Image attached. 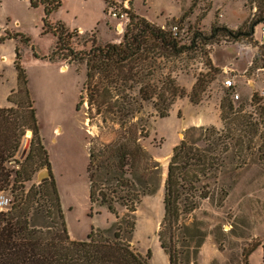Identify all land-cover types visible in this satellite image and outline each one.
<instances>
[{
  "label": "rangeland",
  "instance_id": "obj_1",
  "mask_svg": "<svg viewBox=\"0 0 264 264\" xmlns=\"http://www.w3.org/2000/svg\"><path fill=\"white\" fill-rule=\"evenodd\" d=\"M59 1L61 5L50 15L49 23L60 22L69 30L70 45L75 51L87 52L92 39L100 44L121 41L125 30L118 35L116 22L109 27L105 25L109 18L104 0ZM125 2L129 13L152 20L149 22L165 30L176 27L181 44L187 47L195 32L209 36L211 26H224L232 32L246 31L249 25L264 17V0ZM43 17L41 6L31 8L25 0H0V30L5 31L0 33L2 38L10 37L0 43V105L5 103V94L16 89L14 61L18 54L69 236L82 241L92 229L108 231L116 221L107 207L94 206L91 209L86 170L89 143L108 144L116 138L119 128L108 126L105 129L99 119L89 125L85 105L77 110L86 78L85 64L48 58L54 48L55 37L50 32H43ZM128 23L129 17L126 26ZM78 29L82 32L79 33ZM259 29L260 26L255 32L257 39ZM24 38L29 40L28 44ZM255 55L254 44H248L244 39L218 38L207 45L198 40L195 48L166 65V71L172 72L176 83L185 91V95L174 102L169 116L159 118L151 102L143 103L134 122L145 130L147 137L141 138L140 143L159 163L160 171L155 192L143 197L136 210L130 243L133 250L142 255L150 251V264H164L158 232L163 218L167 165L172 149L192 127H214L218 131V135L212 137L215 145L211 141L205 143L199 132L191 136L197 147L213 154L217 169L197 185V195L208 192V198L199 200L194 211L181 215L177 245L189 250L191 264L194 250L196 264H249V252L263 241L264 150L259 147L264 143V125L258 126L255 135L249 134L245 126L246 120L252 124L254 121L264 123V116L262 119L259 117L258 107L264 106L259 95L264 90V70L261 69L264 58L258 60V69L251 70ZM209 63L219 73L210 71ZM223 67L232 68L235 73H225ZM227 78L235 84L232 91L223 85ZM197 79L201 84L196 91L200 101L193 104L190 97ZM233 93L238 94L237 100L233 99ZM254 93L259 100L251 103ZM228 102L237 111L242 107V112L235 116L225 110L226 119L222 122L221 106ZM27 132L15 156L17 162H21L28 153L32 134ZM43 171L47 169L36 173L32 183L41 182L37 175ZM203 186L207 189H202ZM1 194L12 201L9 192ZM117 213L121 218L126 211L117 206ZM259 262L258 256L251 260V264Z\"/></svg>",
  "mask_w": 264,
  "mask_h": 264
},
{
  "label": "trees",
  "instance_id": "obj_2",
  "mask_svg": "<svg viewBox=\"0 0 264 264\" xmlns=\"http://www.w3.org/2000/svg\"><path fill=\"white\" fill-rule=\"evenodd\" d=\"M25 1L31 8H43V32H50L55 37L48 58L85 64L86 78L77 110L85 105L89 125L99 119L105 129L108 126L119 128L116 138L108 144L89 143L86 170L91 209L94 206L107 207L116 221L108 231L92 229L85 240L70 238L48 154L39 136L27 78L16 54V89L6 99L8 107L0 108V193L9 192L12 197L10 208L0 212V264H150V251L142 255L133 250L130 237L141 199L155 192L160 165L141 145L140 139L146 138L147 134L134 121L146 102L152 103L159 118L169 116L174 102L183 97L185 91L176 83L172 72L166 71V65L195 48L198 40L205 45L218 38L244 39L248 44L253 43L256 55L250 69H258V60L264 58V45H258L253 34L264 17L258 18L246 31L232 32L224 26H211L209 36L195 32L187 47L171 30L128 12L129 23L120 42L100 44L92 39L90 49L83 52L71 47V33L62 23H49L50 15L61 5L59 0ZM9 38L0 37V43ZM24 41L29 43L26 38ZM207 66L210 71L219 73L210 63ZM261 69L264 70V65ZM200 87V79H197L190 97L193 104L200 101L196 94ZM256 100L257 94L254 93L251 103ZM258 107L262 119L264 106ZM221 110L220 119L224 122L225 110L236 116L242 112V107L237 111L228 102L221 106ZM259 125L264 123L254 121L252 124L246 120L245 126L249 134L255 135ZM27 131L32 134L28 153L17 162L15 156ZM195 132L203 135L205 143L211 141L213 145L216 141L212 137L218 135L214 127H192L172 149L164 181L161 230L158 232L160 248L167 255L169 264H191L189 250L181 249L176 242L179 221L183 213L197 208L199 200L208 198V192L197 195V185L217 169L213 154L200 149L191 140ZM259 149L264 150V143ZM43 168L47 169L48 178L39 184L32 183L35 174ZM117 206L126 211L121 218ZM192 253V264H196L195 250Z\"/></svg>",
  "mask_w": 264,
  "mask_h": 264
},
{
  "label": "built area",
  "instance_id": "obj_3",
  "mask_svg": "<svg viewBox=\"0 0 264 264\" xmlns=\"http://www.w3.org/2000/svg\"><path fill=\"white\" fill-rule=\"evenodd\" d=\"M106 16L115 21V30L118 35H121L126 27V23L128 21V7L125 0H111L106 4ZM260 26L259 29V39L256 41L259 45H264V22L259 23L254 28L255 35L256 29ZM171 32L174 36H178L179 32L176 27L171 28ZM255 40V39H254ZM227 73V72H225ZM224 87L227 90H234L235 84L231 78H227L224 83ZM260 98L264 101V90L260 92ZM233 99L237 100L239 98L238 94H232ZM12 204V201L6 198L4 195L0 193V212H6Z\"/></svg>",
  "mask_w": 264,
  "mask_h": 264
},
{
  "label": "crops",
  "instance_id": "obj_4",
  "mask_svg": "<svg viewBox=\"0 0 264 264\" xmlns=\"http://www.w3.org/2000/svg\"><path fill=\"white\" fill-rule=\"evenodd\" d=\"M108 19V18H107ZM148 21H152V20H148ZM115 21H113V20H111V19H108V21H106L105 23V25H106V27H109L110 25H112L113 23H114ZM109 30V29H108ZM3 31H4V29H3ZM79 33H81L82 32V29H78L77 30ZM0 32H2V30H0ZM5 32V31H4ZM4 32H2V33H4ZM2 34L0 33V37H2L1 36ZM254 39H255V41H257L258 39L256 38V34L254 35ZM119 42V40L118 41H115V40H113L112 41V43H118ZM2 60H4V58L2 59ZM226 69V72H229V73H235V70L234 69H232V68H230V69H227V68H222V70H225ZM10 92L11 91H8L6 94H5V103L3 104V105H0V108H3V107H8V103H7V101H6V99H7V97H8V95L10 94ZM74 240V239H73ZM160 252L162 253V255H163V262H164V264H169V261H168V257H167V255L163 252V250L160 248ZM254 256H258V257H260V264H264V239H263V241L259 244V246H257V248L253 251V253H251V255L249 256V264H251V260H252V258L254 257Z\"/></svg>",
  "mask_w": 264,
  "mask_h": 264
},
{
  "label": "water",
  "instance_id": "obj_5",
  "mask_svg": "<svg viewBox=\"0 0 264 264\" xmlns=\"http://www.w3.org/2000/svg\"><path fill=\"white\" fill-rule=\"evenodd\" d=\"M49 174L47 171H43V172H40L38 175H37V179L42 181L46 178H48Z\"/></svg>",
  "mask_w": 264,
  "mask_h": 264
},
{
  "label": "bare ground",
  "instance_id": "obj_6",
  "mask_svg": "<svg viewBox=\"0 0 264 264\" xmlns=\"http://www.w3.org/2000/svg\"><path fill=\"white\" fill-rule=\"evenodd\" d=\"M29 135V132H27V136ZM165 171H166V169H165Z\"/></svg>",
  "mask_w": 264,
  "mask_h": 264
}]
</instances>
